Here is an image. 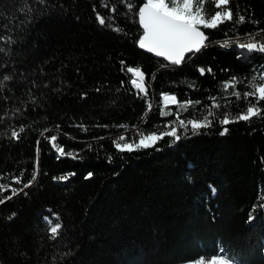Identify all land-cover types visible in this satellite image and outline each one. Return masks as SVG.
Returning a JSON list of instances; mask_svg holds the SVG:
<instances>
[{
	"label": "trees",
	"instance_id": "16d2710c",
	"mask_svg": "<svg viewBox=\"0 0 264 264\" xmlns=\"http://www.w3.org/2000/svg\"><path fill=\"white\" fill-rule=\"evenodd\" d=\"M109 2L115 12L102 0H27L26 16L24 0H0V36L15 41H0V77H11L0 90V184L23 188L3 193L12 198L0 204V264H185L220 252L235 264H264V118H218L249 103L225 82L236 77L244 93L264 73V53L235 43L264 36V0H229L222 8L232 20L202 27L207 46L180 66L139 48L144 0H132L131 12L126 0ZM128 67L144 72L147 96ZM167 94L194 103L164 106ZM178 110L182 120L211 110L212 125L196 135L189 126L186 136L178 127L175 143L165 136L152 147L117 148L120 135L129 142L167 130ZM53 135L71 155L57 152ZM44 217L62 223L56 239Z\"/></svg>",
	"mask_w": 264,
	"mask_h": 264
},
{
	"label": "snow or ice",
	"instance_id": "6c2138e0",
	"mask_svg": "<svg viewBox=\"0 0 264 264\" xmlns=\"http://www.w3.org/2000/svg\"><path fill=\"white\" fill-rule=\"evenodd\" d=\"M37 3H44L45 0H36ZM210 3L213 6L214 11L207 12L204 9L205 3ZM127 8L129 12L132 11L133 4L132 0H126ZM229 0H144L142 6L136 9V15L138 16V25L141 29V35L138 37V45L141 49H146L148 52L154 53L157 57H162L170 64L180 65L184 62L187 54L199 52L203 47L206 46L208 37L205 35L201 28L214 29L220 23L232 20V12L230 9L221 8V6L228 5ZM102 6L108 7L111 12H115L116 8L110 5L109 0H102ZM95 10V9H94ZM20 11L26 16L32 12V7L24 0V4ZM97 19L99 24L104 25L107 22L111 26V19L101 16L97 12ZM245 20L244 16H238L237 23H243ZM23 23V22H22ZM6 28V26H4ZM119 31V29H116ZM0 41H5L7 44L15 43L11 36H0ZM241 49L248 52H260L264 53V41L256 42L255 38L250 36L248 42H241L238 45ZM0 51H4L3 47H0ZM127 72L133 73L134 77L131 80V84L144 96H147V88L145 86V74L140 68L128 67ZM198 71L201 75L205 73L203 67L199 68ZM211 72V68L207 69ZM11 77L5 75L0 77V90L5 86L4 82L10 80ZM259 83L256 82V77L249 82V90L241 93L235 91V88L239 81L236 77H232L231 80L223 84L225 90L233 89L232 95L237 100L243 98L249 101L246 108L234 117H229V114L225 113L223 118L219 120L222 125L229 123L238 122L240 120L250 121L253 117L264 118V109L259 108L261 101H264V75H260ZM163 103L167 106L169 103L177 104L179 109L186 111L190 105L194 102L186 101L181 104L177 101L175 96L164 95ZM198 103V102H195ZM214 107H220L215 104ZM148 109L151 110L152 104L147 105ZM19 111V109H17ZM162 116H169L173 113L169 111H162ZM181 112L178 110L175 113L176 120L166 125V129L163 132H152L147 135L141 134L138 143H126L117 144V148L121 151H132L135 148H148L155 145L160 139L165 136L172 138V143L179 141L182 137L178 133V127L184 129V135H187L189 126H191V132L193 135L199 134L201 128L211 127L212 121L208 119V116L213 115L211 110L208 112V116H203L199 120L188 119L181 120ZM24 131L21 127L19 130H11L10 137L19 139L20 133ZM228 131L227 127L223 128L221 135L226 134ZM123 139V137H121ZM50 140L53 142L52 146L56 148L57 152L63 155H71V153H65L63 148L58 146L55 141L57 137L51 136ZM38 164V162H37ZM36 171L34 170L32 180H35ZM59 180L68 179L67 176H61L57 178ZM16 183H21L20 177L15 178ZM29 184H25L24 187H29ZM11 191L12 195H17L19 191H23V188L16 189L11 188L10 184H0V204L4 203L6 199L10 200L12 196L4 197L3 193ZM211 191L215 193V188H211ZM14 215V214H13ZM11 218V217H9ZM48 225L50 237L56 239L62 229V223L57 217L55 223L48 217H44ZM203 264V261L198 262ZM210 264H233L230 258L223 255L213 256L210 258Z\"/></svg>",
	"mask_w": 264,
	"mask_h": 264
},
{
	"label": "rangeland",
	"instance_id": "374dc122",
	"mask_svg": "<svg viewBox=\"0 0 264 264\" xmlns=\"http://www.w3.org/2000/svg\"><path fill=\"white\" fill-rule=\"evenodd\" d=\"M221 8H222V6H221ZM252 37H254L255 38V41L256 42H261V41H264V36H261L260 34H257V35H253ZM249 38L250 37H247V38H244V39H241V40H238V42H235V43H237V44H239V43H241V42H248V40H249ZM241 49V48H240ZM242 51H246V50H244V49H241ZM261 75H264V73H261ZM170 96H174L173 94H169ZM162 102H163V99H162ZM172 103H169L168 105H171ZM163 105H164V103H163ZM165 106V105H164ZM216 109H218L219 110V108H216ZM223 113V112H222ZM218 118L219 119H222L223 117H220V116H218ZM209 119V118H208ZM182 120V119H181ZM191 127V126H190ZM56 137H57V135H55ZM121 137H123V135H120L119 137H117L116 138V142H117V144H126V143H138L139 142V139H137V140H132V141H129V142H124L123 141V139H121ZM52 142V141H51ZM53 143V142H52ZM140 148H142V147H140ZM221 255H223V256H225V257H227L224 253H222V252H220L217 256H221ZM228 258V257H227ZM198 262H201V261H197V262H190V263H185V264H198ZM203 264H210V260L209 261H203ZM233 264H235L234 262H233Z\"/></svg>",
	"mask_w": 264,
	"mask_h": 264
},
{
	"label": "water",
	"instance_id": "95a60500",
	"mask_svg": "<svg viewBox=\"0 0 264 264\" xmlns=\"http://www.w3.org/2000/svg\"><path fill=\"white\" fill-rule=\"evenodd\" d=\"M142 6V5H141ZM201 30L203 31V29L201 28ZM206 43V46H207V41L205 42ZM205 46V47H206ZM205 47H203V48H205ZM236 49H238L237 48V46H234ZM140 48V47H139ZM202 48V49H203ZM141 49V48H140ZM201 49V50H202ZM142 51H144V52H146V53H149V54H152V55H155L154 53H151V52H148L146 49H141ZM200 50V51H201ZM199 51V52H200ZM198 52H195V53H190V54H187L186 55V57H185V60H184V62H182L180 65H182V64H184L185 62H187V61H189V59L192 57V56H194L195 54H197ZM156 56V55H155ZM157 57V56H156ZM159 59H161V60H163L168 66H180V65H173V64H170L168 61H166L164 58H162V57H158ZM132 74V73H131ZM132 76H133V78H134V75L132 74ZM175 96V95H174Z\"/></svg>",
	"mask_w": 264,
	"mask_h": 264
},
{
	"label": "bare ground",
	"instance_id": "6f19581e",
	"mask_svg": "<svg viewBox=\"0 0 264 264\" xmlns=\"http://www.w3.org/2000/svg\"><path fill=\"white\" fill-rule=\"evenodd\" d=\"M238 47V46H237ZM133 74V73H132ZM135 78V77H134ZM145 86H146V84H145ZM167 95H169V94H167Z\"/></svg>",
	"mask_w": 264,
	"mask_h": 264
}]
</instances>
